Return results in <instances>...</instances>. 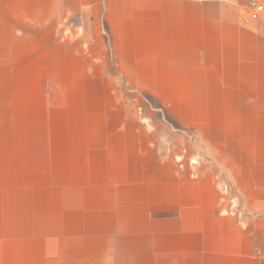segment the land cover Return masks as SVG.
Segmentation results:
<instances>
[{
	"label": "crops",
	"instance_id": "0c3cea01",
	"mask_svg": "<svg viewBox=\"0 0 264 264\" xmlns=\"http://www.w3.org/2000/svg\"><path fill=\"white\" fill-rule=\"evenodd\" d=\"M250 1L0 0V264H264Z\"/></svg>",
	"mask_w": 264,
	"mask_h": 264
},
{
	"label": "rangeland",
	"instance_id": "374dc122",
	"mask_svg": "<svg viewBox=\"0 0 264 264\" xmlns=\"http://www.w3.org/2000/svg\"><path fill=\"white\" fill-rule=\"evenodd\" d=\"M19 67L17 66V63H15L14 60H5V58L0 57V94L4 95L5 98L8 99V102L12 101L13 95H18L21 93L23 90L20 89L22 87H25V82L24 84H20V86L16 82V76L17 73L19 72ZM24 79V78H23ZM28 80V78H26ZM26 86L34 88L35 86H32L31 83L26 84ZM46 86V91L52 92L51 89L52 87H56V91H61L59 90L60 85H45ZM62 87V86H61ZM45 89V87H44ZM35 90V89H34ZM41 91L42 90V85H41ZM39 93V92H35ZM6 107H8V104H4Z\"/></svg>",
	"mask_w": 264,
	"mask_h": 264
},
{
	"label": "built area",
	"instance_id": "2783aa9c",
	"mask_svg": "<svg viewBox=\"0 0 264 264\" xmlns=\"http://www.w3.org/2000/svg\"><path fill=\"white\" fill-rule=\"evenodd\" d=\"M249 15L251 18L256 19L264 14V3L259 0H251L248 3Z\"/></svg>",
	"mask_w": 264,
	"mask_h": 264
}]
</instances>
